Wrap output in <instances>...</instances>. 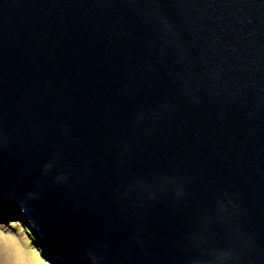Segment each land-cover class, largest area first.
<instances>
[{
	"label": "water",
	"instance_id": "95a60500",
	"mask_svg": "<svg viewBox=\"0 0 264 264\" xmlns=\"http://www.w3.org/2000/svg\"><path fill=\"white\" fill-rule=\"evenodd\" d=\"M50 264H264V0H0V221Z\"/></svg>",
	"mask_w": 264,
	"mask_h": 264
},
{
	"label": "rangeland",
	"instance_id": "374dc122",
	"mask_svg": "<svg viewBox=\"0 0 264 264\" xmlns=\"http://www.w3.org/2000/svg\"><path fill=\"white\" fill-rule=\"evenodd\" d=\"M15 220L0 221V264H50L44 258L40 261L31 253V240L18 226ZM46 260V261H45Z\"/></svg>",
	"mask_w": 264,
	"mask_h": 264
},
{
	"label": "trees",
	"instance_id": "16d2710c",
	"mask_svg": "<svg viewBox=\"0 0 264 264\" xmlns=\"http://www.w3.org/2000/svg\"><path fill=\"white\" fill-rule=\"evenodd\" d=\"M15 226H18L26 235H28V238L31 240V253L36 255V258L40 261H43L42 257V247L40 246L39 242L36 240L35 236L31 233V231L28 229V227L22 223L19 220H15V223H13ZM2 233L3 231L0 230ZM46 261V260H45Z\"/></svg>",
	"mask_w": 264,
	"mask_h": 264
}]
</instances>
